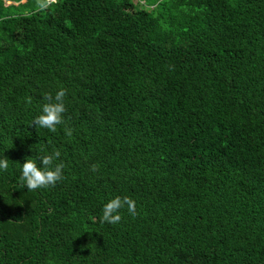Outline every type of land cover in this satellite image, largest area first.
Listing matches in <instances>:
<instances>
[{
	"label": "trees",
	"instance_id": "trees-1",
	"mask_svg": "<svg viewBox=\"0 0 264 264\" xmlns=\"http://www.w3.org/2000/svg\"><path fill=\"white\" fill-rule=\"evenodd\" d=\"M36 4L0 0V155L65 179L0 174V264H264V0ZM58 86L61 128L28 124ZM112 195L136 215L100 223Z\"/></svg>",
	"mask_w": 264,
	"mask_h": 264
},
{
	"label": "clouds",
	"instance_id": "clouds-1",
	"mask_svg": "<svg viewBox=\"0 0 264 264\" xmlns=\"http://www.w3.org/2000/svg\"><path fill=\"white\" fill-rule=\"evenodd\" d=\"M54 3L55 0H37L36 10H48ZM67 95L66 88L60 86L54 92L44 93L36 114L28 124H33L36 129L39 128L50 133H56L58 128H61L64 124V117L67 111ZM62 131L67 138L73 135V131L69 127H63ZM10 166L14 167L18 172L17 182L14 186L18 188L26 187L28 192L55 187L65 179L66 163L62 158V151L59 147L46 149L41 146L36 155L26 157L22 164L10 165L9 160L0 155V174L7 172ZM92 170L95 171V168ZM123 211L135 216V201L126 195L109 196L102 204L100 223L119 224L122 220Z\"/></svg>",
	"mask_w": 264,
	"mask_h": 264
}]
</instances>
